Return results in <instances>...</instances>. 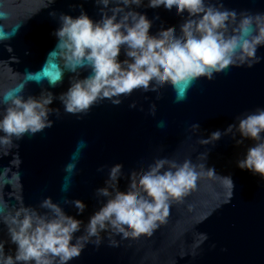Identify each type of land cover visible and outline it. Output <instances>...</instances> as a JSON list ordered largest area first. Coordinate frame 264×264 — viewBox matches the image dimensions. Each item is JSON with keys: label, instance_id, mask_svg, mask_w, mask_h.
<instances>
[{"label": "water", "instance_id": "water-1", "mask_svg": "<svg viewBox=\"0 0 264 264\" xmlns=\"http://www.w3.org/2000/svg\"><path fill=\"white\" fill-rule=\"evenodd\" d=\"M221 2L237 13L229 33L239 26V13L253 17L264 14V0ZM81 4L93 20L100 18L94 0H54L50 5L48 0H0V93L20 84L25 85L21 93L25 98L38 96L42 88L54 97L67 90L73 73L65 71L62 82L51 87L44 71H55L48 56L57 43L52 33L59 27L58 15L77 16L79 7L75 6ZM136 10L152 20L153 35L168 28L179 34V25L187 16L160 8ZM52 12L57 16L50 15ZM259 25L253 20L254 29ZM256 54L262 57L260 63L251 68L230 66L214 74L212 80L201 77L179 101L177 93L166 84L159 90V100L152 93L134 90L130 96H121L119 105L105 98L78 119L65 113L59 100H53L49 107L59 109L60 115L49 116L52 127L25 135L14 150L22 161L19 172L25 206L43 212L40 202L51 197L66 214L86 224L105 200L96 197L95 190L104 186L108 169L116 163L123 166L118 184L121 191L126 189L130 173L146 170L155 159H174L178 163L191 160L201 173L195 187L180 202H173L167 222L151 237L124 241L116 237L115 248L108 247L107 239L99 247L89 243L68 264H264V180L236 166L253 142L245 139L237 145L239 134L235 139L231 134L223 135L228 125L236 123L237 116L264 108V46ZM124 58L121 52L120 59ZM28 74L36 79L26 82ZM87 74L82 71L81 78ZM132 103L136 107L130 108ZM149 107L155 110L152 118L147 115ZM194 123L199 125L196 132L191 131ZM217 130L222 133L218 141L199 142ZM205 153L203 160L200 156ZM10 159H0V168ZM69 163H75L71 173L65 171ZM201 164L204 168L199 167ZM102 166L103 170L97 171ZM224 177H230L233 188L225 185ZM62 185L67 191L61 190ZM9 191L6 186L4 192ZM66 199L82 200L86 204L84 212L77 215ZM5 200L10 207L16 204L7 195ZM196 233H206L208 239L192 256ZM0 239L7 240L2 223ZM9 250L14 253L15 245L6 244L5 252Z\"/></svg>", "mask_w": 264, "mask_h": 264}, {"label": "clouds", "instance_id": "clouds-1", "mask_svg": "<svg viewBox=\"0 0 264 264\" xmlns=\"http://www.w3.org/2000/svg\"><path fill=\"white\" fill-rule=\"evenodd\" d=\"M53 2L48 0L49 5ZM94 4L99 19L93 20L82 4L77 5L79 15L60 13L59 27L52 33L57 43L49 53L48 63L55 71L45 69L44 76L51 87H56L65 71L73 73L66 91L54 97L42 88L38 96L25 98L21 94L25 85L20 84L0 93V159L11 156L7 166L0 168V223L5 225L7 235V240L0 239V264H68L89 243L99 247L107 239L108 247L115 248L116 237L120 241L151 237L167 222L173 202H180L201 175L191 160L178 163L174 159H155L146 170L130 173L126 189L121 191L118 184L123 166L116 163L108 169L104 186L95 190V196L105 200L86 224L66 214L51 197L40 202L43 212L25 206L19 172L22 161L14 150L25 135L52 127L49 116L60 115L59 109L49 107L54 99L59 100L65 113L78 119L105 98L119 105L121 96H130L134 90L152 93L159 100V90L166 84L177 93L179 101L197 79L212 80L214 74L230 66L251 68L262 59L256 53L264 46V14L253 17L239 13L240 24L229 33L237 13L226 8L221 0H94ZM141 7L174 10L177 16H187L179 25V34L168 28L153 35L152 20L136 10ZM50 15L57 16L55 12ZM253 20L260 22L255 29ZM82 71L88 74L81 78ZM34 79L31 74L26 76V82ZM154 114L155 110L149 107L148 117ZM235 119L236 123L228 125L223 135L231 134L235 139L239 134L237 145L245 139L253 142L236 166L264 180V108ZM198 129V124L191 125L192 132ZM221 135L217 130L199 142L211 144ZM206 155L200 158L204 160ZM199 167L204 168V164ZM74 168L75 163H69L65 171L71 173ZM102 170L103 166L97 169ZM224 182L229 189L233 188L230 177H224ZM6 186L10 188L7 194ZM61 190L67 191V186L62 185ZM5 195L16 204L10 207ZM65 203L74 206L77 215L86 208L79 199H66ZM78 232L81 234L75 235ZM207 239L206 233L195 234L192 256L197 255L196 249ZM6 244L15 245L14 253L5 252Z\"/></svg>", "mask_w": 264, "mask_h": 264}]
</instances>
